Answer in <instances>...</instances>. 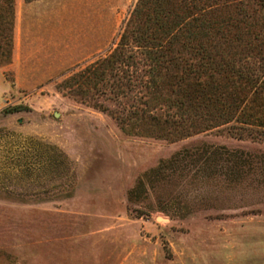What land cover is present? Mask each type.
<instances>
[{"label": "rangeland", "instance_id": "rangeland-1", "mask_svg": "<svg viewBox=\"0 0 264 264\" xmlns=\"http://www.w3.org/2000/svg\"><path fill=\"white\" fill-rule=\"evenodd\" d=\"M135 2L68 0L62 26L108 31L90 56L0 63V264H264V184L175 172L128 195L143 171L179 148L259 152L264 140L229 123L173 141L125 133L106 111L122 106L111 93L67 86L114 46ZM261 3L252 5L256 18Z\"/></svg>", "mask_w": 264, "mask_h": 264}, {"label": "trees", "instance_id": "trees-1", "mask_svg": "<svg viewBox=\"0 0 264 264\" xmlns=\"http://www.w3.org/2000/svg\"><path fill=\"white\" fill-rule=\"evenodd\" d=\"M256 2L263 5L136 0L114 46L70 74L67 86L111 93L122 106L106 111L125 133L173 141L229 123L238 135L264 140V15L255 17ZM13 16L14 0H0V63L11 58ZM175 172L264 184V151L182 147L143 171L128 195Z\"/></svg>", "mask_w": 264, "mask_h": 264}, {"label": "crops", "instance_id": "crops-1", "mask_svg": "<svg viewBox=\"0 0 264 264\" xmlns=\"http://www.w3.org/2000/svg\"><path fill=\"white\" fill-rule=\"evenodd\" d=\"M67 4L68 0H15L11 66L65 65L69 58L90 56L103 46L107 30L90 26L69 30L61 25ZM25 74L34 72L25 69ZM29 79L43 78L30 76Z\"/></svg>", "mask_w": 264, "mask_h": 264}, {"label": "water", "instance_id": "water-1", "mask_svg": "<svg viewBox=\"0 0 264 264\" xmlns=\"http://www.w3.org/2000/svg\"><path fill=\"white\" fill-rule=\"evenodd\" d=\"M55 114H56V112H55Z\"/></svg>", "mask_w": 264, "mask_h": 264}]
</instances>
